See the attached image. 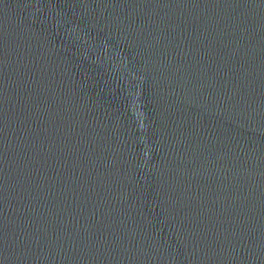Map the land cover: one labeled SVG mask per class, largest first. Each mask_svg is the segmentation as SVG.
Returning <instances> with one entry per match:
<instances>
[{
    "label": "water",
    "instance_id": "1",
    "mask_svg": "<svg viewBox=\"0 0 264 264\" xmlns=\"http://www.w3.org/2000/svg\"><path fill=\"white\" fill-rule=\"evenodd\" d=\"M0 264H264V0H0Z\"/></svg>",
    "mask_w": 264,
    "mask_h": 264
}]
</instances>
